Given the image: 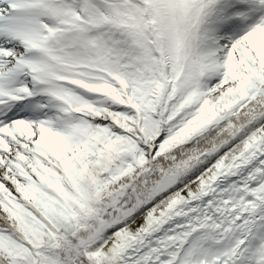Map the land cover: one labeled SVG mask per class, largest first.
Returning a JSON list of instances; mask_svg holds the SVG:
<instances>
[{"label": "snow or ice", "instance_id": "obj_1", "mask_svg": "<svg viewBox=\"0 0 264 264\" xmlns=\"http://www.w3.org/2000/svg\"><path fill=\"white\" fill-rule=\"evenodd\" d=\"M0 264H264V0H0Z\"/></svg>", "mask_w": 264, "mask_h": 264}]
</instances>
